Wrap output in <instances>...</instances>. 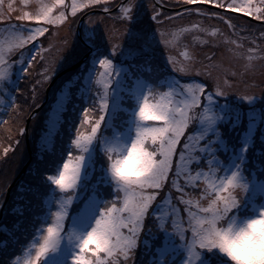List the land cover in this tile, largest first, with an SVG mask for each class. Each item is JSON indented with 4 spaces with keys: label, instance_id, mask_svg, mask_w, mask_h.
<instances>
[{
    "label": "rangeland",
    "instance_id": "rangeland-1",
    "mask_svg": "<svg viewBox=\"0 0 264 264\" xmlns=\"http://www.w3.org/2000/svg\"><path fill=\"white\" fill-rule=\"evenodd\" d=\"M9 2L13 4L14 9L10 12L8 11ZM80 2L81 0H77L78 5ZM127 2L128 0H109L107 4H104L101 0V3L96 5L78 7L75 16H72L70 7L65 9L57 7L53 15H58L63 10L67 20L59 26H48V32L26 45L27 48L32 49L26 54L29 57L36 54L34 45L42 46L45 50L43 55L47 57V60H41L37 56L36 61L29 68L30 75L27 80L23 79L25 74L17 63L11 76L0 83V242L5 236V229L21 220H15L17 214L15 207L29 208L28 205L35 203L40 205L42 202L45 206L47 205L41 219H37L36 222H33V219H27L29 232L20 234L19 241L12 248L13 250L16 248V251L12 253L0 249L1 264H15L17 257L23 264L28 254H34L35 249L31 246L41 242L47 224L52 222L53 215L58 210L59 206L56 202L63 194L47 177L50 174H58L69 151L73 156L79 155V149L74 143L77 134H90L91 123L98 118L97 111L89 112L87 119L80 117L84 111L92 107L90 103L95 99L96 92L100 90L96 79L105 69L95 64L93 59L98 51L109 55L122 72L120 79L113 85L108 112L97 133V138L84 153L81 187L77 189L69 206L65 221L66 232L71 229H75L77 235L85 232L88 228L86 223L88 218L101 206V200L99 201L94 191L83 197L86 195L87 183L100 184L103 182L100 177L102 176L110 187L106 190L107 196L111 197L110 191L113 190L114 185L108 172L106 145H126L134 139L139 96L149 85L156 87L157 99L161 94L169 93L172 86V92L169 94L176 100L185 99L180 92L187 94L186 86L195 87L198 84H204L205 91L202 94L201 103L209 104L212 111L219 115L213 127V133L209 135H214L217 128L226 126L228 128L236 122L241 124L239 126L241 132H235L229 137L238 138L240 135L242 137L249 116L246 110L257 107L263 127H252L253 124L258 125L256 120L248 121L254 130L252 129L250 133L244 132L248 135L245 141L243 139V144H239L238 151H231L232 157H226L228 150L224 141L227 136L222 137L221 129H219L220 139L214 141V146L218 156L217 162L225 173L230 174L237 164L241 166V179L249 185L241 206L247 201H252L250 198L255 191L260 192L261 189L264 192L262 181L251 180L255 173L251 176V169L246 160L247 149L245 151V145L248 147L251 144L253 135L264 136V131L261 132L262 128L264 130V59L257 58L258 55H264L257 48V46H264V37L260 35L264 32V20H259L255 16L245 17L242 15L244 12H236L227 7L220 8L217 3L206 2V0H192L198 3L185 9H200L203 13L216 12L223 19L201 15L196 11L186 13L185 9H176L189 4L185 0H159V4L155 5L151 0H136L137 18L133 21L132 27L140 32L143 38L138 42L140 54L129 59L125 54L129 41L127 36L123 38L126 26L116 19L120 14L119 6ZM64 3L70 5L72 0H64ZM37 7L36 0H28L27 4L25 0H4V9L11 19L0 20V26L29 23L19 21L16 17L23 13L34 12ZM98 7L103 11H95V14L87 18L89 19L87 23H80L84 12L99 10ZM105 8L108 11H105ZM153 16L157 18L153 19ZM166 17H176V19L167 21ZM73 20L75 23L69 26V22ZM229 20L235 28L229 26ZM161 31L169 33L166 39L172 41L171 44L166 46L162 42L159 35ZM253 40L255 43L252 42ZM50 41L51 48H49ZM93 41H99L101 47L99 49L93 47ZM114 43L122 46L121 51L115 55L111 53ZM84 45L91 47L92 52L87 54L84 51ZM253 49L256 51L253 52ZM18 55V53L14 54L12 59L17 60ZM147 56L152 57L159 67H167L171 72L166 73L167 71L158 69L150 62L143 63L142 57ZM249 56L252 57L251 60ZM144 60L147 61V59ZM210 63L219 66L213 69L211 77L207 75L206 68ZM181 64L189 65L191 70L178 71ZM47 68L51 71L46 73ZM46 74L49 78L43 79ZM215 78L226 80L231 85L227 95L221 96L216 92ZM37 81L41 82L37 83ZM209 91L212 92L213 99L208 102L206 97ZM14 93L17 94L16 103L13 105L14 100L10 96L15 95ZM243 95H252L254 99L246 100ZM9 103L13 108L8 112L6 106ZM200 111L202 112V109ZM78 112L82 113L78 115ZM77 118H79L78 121H76ZM159 123L149 122V126L159 125ZM205 126L206 124L200 123L199 120H194L185 129L184 135L177 144L174 165L179 162L178 154L182 145L188 142V136H197ZM205 142L192 141L197 147ZM51 144H54L55 148ZM45 146L49 148L46 153ZM5 148L8 149L7 152L4 151ZM195 156L194 152L193 160L188 162V171L191 170L192 176H195L198 171H207L206 159L197 162ZM52 159H55L56 164H53ZM94 161H96V168L93 172L97 173L96 178L86 173L89 163L94 164ZM174 177L175 175H169L168 182L160 190L162 194L153 204V209L171 213V208L162 203L167 199L178 209L179 216L186 218L187 206L180 199L181 188L184 190V199H193L194 202V198L199 197L202 187H193L182 179L183 176L174 186L172 185ZM261 178L264 180V175ZM48 181L51 183L46 184ZM195 183L203 185L202 180H197ZM82 198V203L79 205ZM77 205L80 206L78 210ZM261 208H264V199L262 205L254 207V213L244 215L243 218L257 215ZM145 225V232L141 233L140 245L154 248L156 256L151 260V264H169L165 259L170 260L179 251H184L173 233L161 230L157 225L148 222ZM146 229L151 232H147ZM165 232L169 234L168 237L163 236ZM75 245V240L70 242L65 236L58 249L42 259L41 264H71ZM184 254L181 253L179 260H176L179 264H183ZM146 256L147 254L143 255V261Z\"/></svg>",
    "mask_w": 264,
    "mask_h": 264
},
{
    "label": "snow or ice",
    "instance_id": "snow-or-ice-1",
    "mask_svg": "<svg viewBox=\"0 0 264 264\" xmlns=\"http://www.w3.org/2000/svg\"><path fill=\"white\" fill-rule=\"evenodd\" d=\"M27 2L28 0H25L26 4ZM102 2L107 4L109 0H102ZM185 2L191 3L192 0H185ZM206 2L217 3L220 8L227 7L264 20V0H223V2L222 0H206ZM36 3L38 7L34 12L23 13L16 17L19 21H28L29 23L0 26V83L11 76L17 63L20 64L22 73L25 74L23 79L27 80L30 75L29 68L34 64L37 56L41 60H47V57L43 55L45 50L42 46L34 45L36 54L29 57L26 54L32 49L27 48L26 45L48 32V26H59L67 20L63 10L58 15H53L54 9L70 7L72 16H75L78 7L96 5L101 3V0H81L79 5L77 0H72L70 5H66L64 0H36ZM137 8L136 0H128L127 3L119 6L120 14L116 17L126 26L123 38L127 36L129 41L128 47L125 49V54L129 59L139 55L141 51L138 42L143 37L132 27L133 21L137 18ZM12 10H14L13 4L9 2L8 11ZM105 11L108 9L105 8ZM192 11L223 19L216 12L203 13L200 9H185L186 13ZM6 18L11 19L4 9V0H0V20ZM156 18L153 16V19ZM165 19L171 21L176 17H166ZM71 23H75V21H70L69 26ZM228 24L235 28L230 20ZM159 35L166 46L172 43L166 39L169 33L161 31ZM260 35L264 37V32H261ZM229 42L235 43L234 41ZM252 42L255 43L254 40ZM51 47L50 41L49 48ZM93 47L99 49L100 42L93 41ZM238 47H242V45H238ZM257 48L260 53H264V46H257ZM121 49L120 44L114 43L111 53L115 55ZM84 51L89 54L92 52V48L84 45ZM252 51L255 52L256 49ZM16 53L19 54L18 59L13 60L12 56ZM257 58L264 59V55H258ZM93 59L95 64L105 70L96 79L100 90L96 92L95 99L90 103L92 107L84 111L82 115L84 119H87L89 112L97 111L98 118L91 123L90 134H77L74 143L79 149V155L73 156L69 151L58 174L47 177L63 195L56 202L59 206L58 210L55 211L52 222L47 224L41 242L31 246L35 252L28 254L23 264H41L42 259L58 249L65 236L70 242L76 241L71 264H135L136 249L141 242V233L145 232V220L149 217L153 219L159 229L171 232L178 238L185 253L183 264H233V258L217 248L214 237L223 231L222 222H230L234 218H243L246 215L241 205L249 185L241 179L240 164H237L236 168L227 174L217 162L218 156L214 141L220 139L219 129L215 130L214 135L209 134L213 133V127L216 125L219 115L212 111L209 104L201 103V97L205 91L204 84H198L195 87L186 86L187 94L183 91L180 92V95L185 96V99L176 100L172 99L169 94L172 92V86H170L169 93L161 94L159 99H157L158 93L155 86L149 85L144 90L143 94L139 96L140 102L136 110L134 141L138 147L143 148L145 155L152 161L151 171L141 179L122 182L116 176L115 161L110 164L108 160V172L114 185L115 194L112 199L104 200L98 211L88 218L86 222L88 228L85 232L78 233V235L75 229L66 232L65 221L68 217L69 206L72 204L81 181L85 161L84 153L97 138V133L108 112L113 85L120 79L122 72L107 54L98 51ZM249 59L251 60L252 57L249 56ZM217 67L219 66L212 63L207 65V75L211 77L213 69ZM177 70L186 72L190 71L191 67L181 64ZM49 71L51 69L47 68L46 73ZM48 78L47 74L43 77V79ZM40 82L37 81V83ZM214 82L219 95L228 94L231 85L226 80L215 78ZM110 88L111 91H109ZM33 92L35 93V88ZM243 97L249 101L254 99L252 95H243ZM206 99L208 102L213 99L211 91L208 92ZM194 120H199L206 126L197 136H188V142L182 145L178 154L179 162L174 165L177 144L184 135L185 129ZM149 122L160 123L149 126ZM194 140L206 142L197 147L192 143ZM246 149L247 145H245V151ZM126 150L127 145H124L123 148L116 144L106 145L107 157L114 156L116 152L123 154ZM4 151L7 152L8 149L5 148ZM194 152L196 153L195 161L206 159L207 171L201 170L192 176L188 171V162L193 160ZM174 167L175 177L172 180V185H177L178 179L183 176L185 181L193 187H202L199 197L194 198V202L193 199H184V190L181 188L180 199L187 206L186 218H181L178 209L167 199L162 203L171 208V213H160L159 209H153L150 212V208H153L157 195L165 187ZM197 180H202L203 185L196 184ZM238 183L242 184V190L237 186ZM255 216L264 217V208H261ZM167 220H170L171 223H166ZM15 264H21L19 257Z\"/></svg>",
    "mask_w": 264,
    "mask_h": 264
},
{
    "label": "trees",
    "instance_id": "trees-1",
    "mask_svg": "<svg viewBox=\"0 0 264 264\" xmlns=\"http://www.w3.org/2000/svg\"><path fill=\"white\" fill-rule=\"evenodd\" d=\"M147 57H144V58L142 57L143 63L150 62V63H152L151 65L156 66L158 69H161L162 71L163 70L167 71L166 73H170L171 72V71H169V69L167 67H164V68L159 67L156 64V61H154L152 57H148V58ZM144 59H147V61H145ZM246 111H247L246 113L249 114V116H248L247 124H245L246 125L245 129H253L254 130V128H251V124L249 125L248 121H251L252 119H254V121L256 120L257 124L259 122H261L259 120L260 111H259V109L257 107L250 108L249 110H246ZM82 112H78V115H80ZM246 116H245V118H246ZM80 117L82 119L84 118L83 115H81ZM250 117H252V119H250ZM78 119L79 118H77L76 121H78ZM240 125L241 124H238V123L234 122L231 127L227 128V126H226L225 128H223V127L219 128L223 132L222 133V137H225V135L227 136L226 137V141H224L226 143V145H227V150H228L226 157L227 156L228 157H232L233 154H231V151H238L237 148L239 147V144H241V143L243 144V139L245 141V138L248 135V134H243L242 137L240 135V136H238V138H230L229 137L230 135L235 134V132H237V133L241 132L240 128H239ZM245 125H244V127H245ZM254 126H257V125L253 124L252 127H254ZM262 127H263V125H262ZM262 130H263V128H262ZM254 132L255 131H253V133ZM253 136L254 137L252 139L251 144L248 145V147H247L246 160H247L248 166L251 169V176H252V173H255L252 176L253 178L251 180L255 179L256 181H263L264 182V180H261L262 179L261 176L264 175V136H257V137L255 135H253ZM228 139H229V141H228ZM51 146L54 147V144L53 145L51 144ZM45 147L46 148H44V150H45V153H46L49 148H47V146H45ZM178 147L181 148L180 146H178ZM48 160H50V159H48ZM176 160L177 159L175 158V161ZM225 160L228 161L229 159H225ZM52 161H55V159H52ZM44 162L46 163V161H44ZM95 168H96V161H94V164L91 163V165L89 163V167L86 170L87 171L86 173L87 174H91L93 177L96 178V174L97 173L93 172V170ZM193 168H195V167H193ZM189 171L191 172V170H189ZM169 175H171V176L175 175V169H173V171L170 172ZM100 177H101V179H102V181L104 183L103 182L102 183L99 182L100 184H98L96 182H93L92 185L87 183L85 185L86 186L85 187L86 195H84L83 197L89 195L91 191H94L95 193H97L98 196H101V197L105 196V191L109 190L110 187H108V183L105 181V179L102 176H100ZM100 177H99V179H100ZM182 179L185 180L184 177H182ZM110 180H111V178H110ZM84 181H86V180H84ZM49 183L50 182L48 181L46 184H49ZM105 184H107V185H105ZM80 187H81V184H79L78 188H80ZM110 192H111V197H108L107 196V191H106V197L107 198L105 200L112 199V196L115 193H114L113 190L110 191ZM161 194H162V191H160V193L157 195V198H159V196ZM250 199H252V201H247V203L245 205L241 206V208L243 209V212L246 213V215L247 214L251 215L252 213H254V207H256L258 205H262V201L264 199V192L261 189H260V192L259 191H255V193H253V196ZM82 200H83V198L79 201L80 202L79 205L82 203ZM103 201L104 200H101V205H102ZM252 202H253V204H252ZM43 203L44 202H42L40 205H38L36 203L32 204V205H28V206H30L29 208L23 207V209L15 207L16 213H17L16 216H15V220H17V221H19L20 219L21 220H20L19 223H15L17 225L13 224L10 228L5 229V233H4L5 236L3 237V239L0 242V249H4L5 251H7V252L10 251L12 253L14 251H16V248L14 250L12 248L15 247L17 242L19 241L20 234H22L23 232H29V230H28L29 229V223L27 224V222L29 220H27V219L28 218L29 219H33V222H36L37 219H41L42 218L43 213L45 214L47 205L45 206V204H43ZM250 204H251V207H249ZM79 205H77L78 207L76 206L77 208L75 207L77 210L80 207ZM151 209L153 210V208H151ZM151 209H150V212H152ZM149 219H151L153 221V219L151 217L146 218L145 224L147 222L149 223ZM153 223H154V221H153ZM154 225H156V224L154 223ZM31 227H32V225H31ZM146 231L147 232H151L148 229H146ZM173 235H175V234H173ZM175 238L178 240V238L176 236H175ZM138 247H140V248L136 249V252H137L136 254L138 255V258L135 259V264H141V262H142V257H140V251H144V250H149L151 252L154 251L153 250L154 248H151L148 245L147 246L139 245ZM152 253H153L152 255H147L145 257L146 264H151V260L153 259V257L156 256V252L155 251L152 252ZM181 253L184 254V251H182V252L179 251V253H177L175 256H173L172 259H170V260L165 259V261L168 262L169 264H177L178 261H176V260H179V258L181 257ZM167 258H168V256H167ZM0 264H1V262H0Z\"/></svg>",
    "mask_w": 264,
    "mask_h": 264
},
{
    "label": "clouds",
    "instance_id": "clouds-1",
    "mask_svg": "<svg viewBox=\"0 0 264 264\" xmlns=\"http://www.w3.org/2000/svg\"><path fill=\"white\" fill-rule=\"evenodd\" d=\"M123 154L116 152L107 157L111 164L115 161L116 176L122 181L143 178L152 169V161L134 139ZM124 144L120 147L123 148ZM242 190V184L238 183ZM223 231L214 237L217 248L233 258V264H264V217L234 218L222 222Z\"/></svg>",
    "mask_w": 264,
    "mask_h": 264
},
{
    "label": "bare ground",
    "instance_id": "bare-ground-1",
    "mask_svg": "<svg viewBox=\"0 0 264 264\" xmlns=\"http://www.w3.org/2000/svg\"><path fill=\"white\" fill-rule=\"evenodd\" d=\"M151 2H153V4L155 5V4H159V0H151ZM98 9L99 10H92V11H87L86 13L84 12V15L83 16H81L82 18H81V20H80V23H87L88 22V20L89 19H87L91 14H95V11H102V9L101 8H99L98 7ZM152 59V58H151ZM152 68V67H151ZM16 92V91H15ZM15 95H12L11 94V96H10V98H12V99H14V98H16V94L17 93H14ZM16 103V101H15V99H14V101H13V105ZM9 105V106H8ZM7 106H6V108L8 109V112L9 111H12V106H10V105H12V104H8ZM250 119H252V117H250ZM264 121V120H263ZM263 122H259L258 123V125H257V128L258 127H262L261 126V124H262ZM252 129H245L244 130V132H248V133H250V131H251ZM244 132H243V134H244ZM261 132H263V130L261 131ZM239 154V153H238ZM61 159H62V157H61ZM62 161V160H61ZM53 162V164H56V161H52ZM47 164H48V161L46 162ZM52 169V168H51ZM49 175V174H48ZM53 174H50L49 176H52ZM48 176V177H49ZM263 182V181H262ZM51 183V182H50ZM264 183V182H263ZM97 195V197L99 198V201L100 200H105L106 199V197L105 196H103V197H101V196H98V194H96ZM114 195V194H113ZM155 203V202H154ZM151 209V208H150ZM160 213H163V212H160ZM167 213V212H166ZM166 223H168V224H170L171 223V221L170 220H167V222ZM149 224H154L153 223V221L151 220V219H149ZM185 227H186V224H185ZM163 236H169V234L168 233H163ZM152 252H154V251H152ZM151 251H149V250H144V251H140V257H143V255L144 254H147V255H152L153 253H152ZM137 253V252H136ZM145 261H146V259H145ZM145 261H143L142 260V262H141V264H146V262ZM167 263V262H166Z\"/></svg>",
    "mask_w": 264,
    "mask_h": 264
},
{
    "label": "water",
    "instance_id": "water-1",
    "mask_svg": "<svg viewBox=\"0 0 264 264\" xmlns=\"http://www.w3.org/2000/svg\"><path fill=\"white\" fill-rule=\"evenodd\" d=\"M196 3H198V2H192V3H189V4H186V5H182L181 7H177L176 9H178V10H183V9H185V8H188V7H191V6H195L196 5ZM202 3H204V2H202ZM175 8V7H174ZM169 9H173V8H169ZM103 11V10H102ZM233 13H234V11H233ZM242 15L243 16H245V17H248V18H250V16H248L246 13H242ZM253 19V18H252ZM27 129V128H26Z\"/></svg>",
    "mask_w": 264,
    "mask_h": 264
}]
</instances>
